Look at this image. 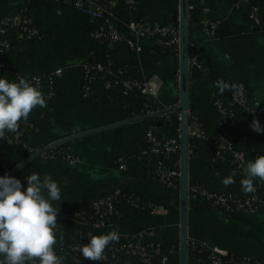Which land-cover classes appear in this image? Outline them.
Returning <instances> with one entry per match:
<instances>
[{
  "label": "crops",
  "instance_id": "0c3cea01",
  "mask_svg": "<svg viewBox=\"0 0 264 264\" xmlns=\"http://www.w3.org/2000/svg\"><path fill=\"white\" fill-rule=\"evenodd\" d=\"M133 1L132 8L116 7L115 21L120 30L124 31L132 20L171 23L168 20L172 11L179 8V0ZM252 1L260 8V27L249 20L245 2L193 0L194 8L189 11V54L196 55L203 69L189 68L188 114L189 119L194 117L199 122L205 136L198 138L188 152V184L198 183L237 197L248 194L240 184L245 178L244 167L264 155V132L257 133L250 127L254 118L264 127V111L256 112L264 108V0ZM15 12L29 15L42 36L12 42L3 58L2 78L18 82L20 76H44L61 69L55 78V94L47 107H37L27 121L31 126V142L44 147L62 137L86 133L67 141L66 147L57 145L80 157L81 161L75 165L63 159L31 156L0 141V176L17 167L9 176L19 179L26 189L28 175L38 173L42 180L50 174L61 188L62 200L53 202L60 208L58 217L72 215L96 197L115 191L131 192L159 204L162 210L152 214L119 200L115 215L96 234L116 230L122 240L146 229V240L156 246L148 249L146 260L127 254L122 263L179 264V190L167 188L158 180L156 157L140 156L145 130L150 127L160 137L175 135L180 125L179 112L160 115L163 123L158 125L155 117H145L144 99L136 93L125 97L117 89H104L97 83L90 98L80 95L83 65L102 60L110 52L115 63L126 68L132 77H156L161 83L151 111L169 107L174 100L178 102L179 55L158 47L151 39L139 40L141 52L122 44L100 43L91 36L95 20L63 0H0V16ZM202 19L218 23L214 37L207 35ZM226 56L230 59H225ZM214 79L242 83L249 91V107L236 109L239 125L232 131L234 144L246 155L244 166L238 171L228 156H215L213 140L218 131L215 99L226 100L227 96L213 86ZM168 120L170 123L166 124ZM174 156L180 159L179 152ZM119 157L126 162L125 170L118 168ZM166 162L172 164V160ZM229 175L235 183L226 187L222 180ZM189 204L187 240L216 245L234 257L248 256L264 264L263 208L226 211L202 199L191 200ZM67 225L81 226L77 221H69ZM162 256H167L165 263L161 262ZM188 264H197L190 254Z\"/></svg>",
  "mask_w": 264,
  "mask_h": 264
},
{
  "label": "built area",
  "instance_id": "2783aa9c",
  "mask_svg": "<svg viewBox=\"0 0 264 264\" xmlns=\"http://www.w3.org/2000/svg\"><path fill=\"white\" fill-rule=\"evenodd\" d=\"M71 4L84 14L95 20L91 36L94 40L106 45L122 44L136 52L142 51L140 39H151L158 47L169 49L179 55L180 33L178 25L171 23H160L149 20L129 21L124 31L116 25V7L123 5L132 8L133 0H63ZM193 1V0H192ZM189 1L188 10L194 8V3ZM195 1V0H194ZM248 4V18L257 27L262 24V16L259 6L252 0H235ZM201 24L209 37H214L218 23L202 19ZM42 32L35 26L33 19L24 12H15L0 16V78L5 70L3 60L5 54L12 48V42L18 40L38 39ZM83 81L80 88V95L83 98H90L94 91L95 84H100L104 89H117L122 96H129L132 93L140 95L144 99L143 113L151 111L152 103L158 98L160 82L156 77L137 79L132 77L126 68L115 63L110 52H106L102 60L87 62L84 65ZM189 68L203 69L196 55L188 57ZM61 69L57 68L44 76L31 75L26 79L34 83L43 93L46 102L55 94V78L60 74ZM35 78V79H34ZM217 81L213 80V86L219 89ZM242 84V83H235ZM244 86L242 95H236L232 91H224L227 99L216 97L215 108L218 114V131L213 140L215 156H228L235 170L243 168L246 155L238 148L233 141L232 131L239 125L237 108H248L250 99L248 88ZM264 111L258 108L257 113ZM180 114V113H179ZM178 114V115H179ZM169 116V114H166ZM31 126L21 121L17 133L6 132L5 138L0 139L24 150L28 155L39 156L45 160L63 159L70 165L78 164L81 159L72 152L58 148L50 144L41 147L32 143L29 131ZM204 132L199 122L191 117L188 121V152L195 147L198 138H203ZM180 149V127L173 136L160 137L155 134L152 128L148 127L144 133V144L140 148V156L144 158L156 157V177L167 188L179 190L180 180V159L174 155ZM166 160H172L168 165ZM118 168L126 169V162L123 158L117 159ZM264 181L257 178L254 184L256 191L248 193L243 197H237L231 193L219 192L207 189L198 183L188 184L187 194L192 201L202 199L210 202L226 211L247 210L252 207L264 209ZM119 200L126 201L132 205L158 213L162 210L161 205L146 201L140 196L131 192L115 191L108 195L96 197L88 204L79 207L72 215L57 217V245L56 252L64 256L63 264H81L87 261L91 264H123L122 257L130 254L141 260H146L148 249L154 248L153 242L147 241V230L141 229L127 236H124L118 243H113L105 250V259L102 261H91L83 258L79 248L88 243L96 231L107 225L108 221L116 213V203ZM69 221H77L81 226L69 227ZM205 248L203 252L202 249ZM188 254L197 264H262L261 261L248 256L234 257L225 249L216 245H205L196 239L187 240ZM167 256L161 257L165 263ZM38 264V262H37Z\"/></svg>",
  "mask_w": 264,
  "mask_h": 264
},
{
  "label": "clouds",
  "instance_id": "9594fccd",
  "mask_svg": "<svg viewBox=\"0 0 264 264\" xmlns=\"http://www.w3.org/2000/svg\"><path fill=\"white\" fill-rule=\"evenodd\" d=\"M216 83L222 93L227 90L242 95L244 92L242 84ZM37 107L45 108L47 102L34 83L23 76L18 82L0 78V139L5 138L6 132L17 133L21 121L27 122ZM250 127L257 133L264 132L258 119L254 118ZM244 177L240 181L243 192L254 193V181L257 178L264 181V155L246 164ZM26 179L25 189L19 179L0 176V264H63L65 257L56 252L60 208L53 203L62 200L61 188L50 174L41 180L38 173H32ZM222 183L227 187L235 180L229 175ZM119 239L116 230L93 235L79 251L86 260L102 261L108 246Z\"/></svg>",
  "mask_w": 264,
  "mask_h": 264
},
{
  "label": "water",
  "instance_id": "95a60500",
  "mask_svg": "<svg viewBox=\"0 0 264 264\" xmlns=\"http://www.w3.org/2000/svg\"><path fill=\"white\" fill-rule=\"evenodd\" d=\"M189 0H179V8L172 11L169 22L173 25H178L180 33L179 44V95L178 102L174 100L173 105L165 107L160 110L147 113L145 117H155L158 120V125L163 123L160 115L179 112V127H180V180H179V264H188V249H187V215L190 206V199L188 198V177H187V163H188V121H189ZM170 120L166 121L169 124ZM86 132H77L72 135L62 137L50 145L67 146V141L78 137ZM34 156V155H31ZM17 167L12 169L8 175L15 171Z\"/></svg>",
  "mask_w": 264,
  "mask_h": 264
},
{
  "label": "trees",
  "instance_id": "16d2710c",
  "mask_svg": "<svg viewBox=\"0 0 264 264\" xmlns=\"http://www.w3.org/2000/svg\"><path fill=\"white\" fill-rule=\"evenodd\" d=\"M262 189L264 190V187H262Z\"/></svg>",
  "mask_w": 264,
  "mask_h": 264
}]
</instances>
